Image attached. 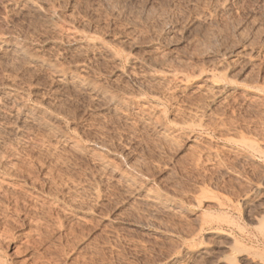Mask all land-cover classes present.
Returning <instances> with one entry per match:
<instances>
[{
  "label": "rangeland",
  "instance_id": "1",
  "mask_svg": "<svg viewBox=\"0 0 264 264\" xmlns=\"http://www.w3.org/2000/svg\"><path fill=\"white\" fill-rule=\"evenodd\" d=\"M224 1L0 0V264H165L220 229L264 258V0Z\"/></svg>",
  "mask_w": 264,
  "mask_h": 264
},
{
  "label": "bare ground",
  "instance_id": "2",
  "mask_svg": "<svg viewBox=\"0 0 264 264\" xmlns=\"http://www.w3.org/2000/svg\"><path fill=\"white\" fill-rule=\"evenodd\" d=\"M158 1V0H157ZM233 2H234V0H225L224 2H222V3H220V4H217V5H215V6H217L216 8H214V11H215V13H217L218 12V14H219V12H221V13H229L230 11H231V7H232V5H233ZM35 6V5H34ZM37 8V7H36ZM212 14H210V16L208 15V18H209V20H212V18L214 17L213 16V12H211ZM215 16H216V14H214ZM208 18H207V21H208ZM200 20V19H199ZM202 20H203V18H202ZM214 20V19H213ZM204 22H205V19L203 20ZM210 22V21H209ZM209 22H208V24H209ZM212 22V21H211ZM199 24V26L200 25H202L201 24V21H197V22H195V23H193V28H195V26H197ZM189 28H190V26H189ZM192 28V29H193ZM177 29H179V28H177ZM196 29V28H195ZM186 30V29H185ZM194 30V29H193ZM191 31V30H190ZM129 32V31H128ZM131 36H132V34H130ZM135 35H133V37H134ZM138 37V36H137ZM83 38V37H82ZM130 38V37H129ZM87 39V38H86ZM132 39V38H131ZM133 39H135L136 40V38L134 37ZM85 39H83L82 41H84ZM135 40H132V42L133 41H135ZM86 41V40H85ZM84 41V42H85ZM140 41V40H139ZM88 42V41H87ZM136 42H137V40H136ZM142 42V41H141ZM131 42H129V43H127V45L128 44H130ZM134 43V42H133ZM132 43V44H133ZM138 43L139 42H137V43H135V44H137L138 45ZM84 44V43H83ZM86 44V43H85ZM132 44H130V45H132ZM140 44V43H139ZM86 45H88V44H86ZM129 45V46H130ZM148 45V44H147ZM90 47V46H89ZM132 47V46H131ZM16 48V47H15ZM18 48H21V46L20 47H18ZM22 49V48H21ZM133 49V48H132ZM16 52L17 51H22V50H17V48H16V50H15ZM89 51V50H88ZM90 52V51H89ZM92 52V51H91ZM20 53V52H19ZM25 53V52H24ZM94 53V52H93ZM17 55V54H16ZM19 55V54H18ZM21 55H24L23 54V51H22V53H21ZM87 55V54H86ZM93 56V55H92ZM91 55H90V57H92ZM97 56V55H96ZM87 57H89V56H87ZM89 57V58H90ZM94 57V56H93ZM115 57V56H114ZM151 57V56H150ZM153 57V56H152ZM116 58V57H115ZM128 58V57H127ZM126 58V59H127ZM150 60H154V59H151V58H149ZM128 60L130 61V65L132 64V66H134L135 67V65L137 64V61L138 60H135V59H129L128 58ZM127 60V62H129ZM33 61V60H32ZM41 61V60H40ZM40 61H38V62H40ZM43 61V60H42ZM156 61H157V59H156ZM37 62V61H36ZM45 62V61H44ZM44 62H40L39 64H42V67L44 66V67H48V66H50V65H48V64H46V63H44ZM150 62V61H149ZM152 62V64H154V65H156V63L158 64V61L157 62H154V61H151ZM150 62V63H151ZM154 62V63H153ZM48 63V62H47ZM163 63V62H162ZM161 63V64H162ZM164 65V64H163ZM157 66V65H156ZM155 66V67H156ZM52 67V66H51ZM158 68H159V66H157ZM156 67V68H157ZM162 67H164V66H162ZM49 68V67H48ZM160 69V68H159ZM163 70H165V69H163ZM209 76H207L206 78H208ZM56 83H57V81H56ZM65 85L66 86H70V87H72V88H74V89H83L82 91H87L88 92V94L90 95V97H91V95H92V93H93V95L96 97V99H97V101H104V100H106V98H107V95H106V92L104 91V90H100V91H98V90H96L94 87H93V85L90 83V82H88V80H85V79H83V77L81 78V77H78V76H75V75H68V74H63V75H61L60 76V79L58 80V86H61V88L64 86L65 87ZM67 88V87H66ZM69 88V87H68ZM65 88H63V90H64ZM108 92V91H107ZM85 93V92H84ZM109 93V92H108ZM60 94V93H59ZM92 95V96H93ZM62 96V95H61ZM93 96V97H94ZM56 98H60L59 97V95H58V97H56ZM109 98V97H108ZM107 98V99H108ZM113 98V97H112ZM9 99V98H8ZM94 99V98H93ZM110 99V98H109ZM13 100V99H12ZM93 101V100H92ZM96 101V100H95ZM107 101V100H106ZM110 101H108V103H109ZM107 103V102H106ZM106 107V106H105ZM113 107V106H112ZM114 108V107H113ZM112 108V109H113ZM32 109V108H31ZM31 109H28L26 112H25V114L27 115V117H28V119H29V121L30 122H33V123H35V122H37V123H42V125H45L46 126V122L44 121V119H43V115H42V113H41V115H39V114H36L35 112H33V110H31ZM116 109V108H115ZM114 109V110H115ZM108 110V109H107ZM35 111V110H34ZM4 113V112H3ZM15 114H16V112H14ZM40 113V112H39ZM5 114V113H4ZM23 114V113H22ZM24 114V115H25ZM44 114V113H43ZM3 115V114H2ZM2 115H1V117H2ZM20 115H21V112H19L18 111V113L16 114V115H14V118H15V116L17 117L16 119H20L21 117H20ZM4 116V115H3ZM5 117V116H4ZM17 121V120H16ZM21 121V120H20ZM23 121V120H22ZM28 121V120H27ZM28 121V122H29ZM31 124V123H30ZM2 126V125H1ZM8 130V129H7ZM18 131V130H17ZM20 133V132H19ZM21 134V133H20ZM264 198V197H263ZM258 200V199H257ZM264 200V199H263ZM262 200V201H263ZM259 201V200H258ZM262 201H261V203H258L257 205H251L250 204V202L251 201H246V203H247V205L248 206H253V207H255V209L257 210V213H256V215H255V217H254V219L260 224V225H264V205H263V203H262ZM260 202V201H259ZM253 204V203H252ZM251 209V208H250ZM252 210V209H251ZM218 229V228H217ZM221 230L222 229H220L219 231L217 230H213L214 232H212V233H209L210 234V236L212 237V238H210L209 236H208V238H210V240H212L213 239V242H212V244H211V246H209V245H205V243H202V241H201V243H199V240H197L195 237L194 238H191V239H188V240H186L185 242H184V246L182 247L183 249H181L182 250V252L179 254V256H176V257H174L173 259H170V261L167 263V264H264V258H262V256H260V255H257L256 253L258 252V251H256V253L255 252H253L252 251V249H253V247H251V245L249 246H247L243 241H241V240H238V239H236L234 236V238L231 236V234H226L225 232L223 233V232H221ZM207 233V234H208ZM195 236H197V235H195ZM193 237V236H192ZM246 237H248V236H246ZM244 238V237H243ZM250 238V237H249ZM250 240V239H249ZM209 242V241H208ZM211 243V242H210ZM252 243V242H251ZM249 247L251 248V249H249ZM255 248V247H254ZM256 249V248H255ZM179 252V251H178ZM177 252V253H178ZM174 256V255H173ZM165 263V264H166Z\"/></svg>",
  "mask_w": 264,
  "mask_h": 264
}]
</instances>
